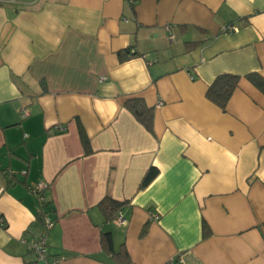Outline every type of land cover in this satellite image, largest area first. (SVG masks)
I'll return each instance as SVG.
<instances>
[{
  "label": "crops",
  "instance_id": "crops-1",
  "mask_svg": "<svg viewBox=\"0 0 264 264\" xmlns=\"http://www.w3.org/2000/svg\"><path fill=\"white\" fill-rule=\"evenodd\" d=\"M0 190V264H33L44 214L58 264H264V0H0Z\"/></svg>",
  "mask_w": 264,
  "mask_h": 264
},
{
  "label": "trees",
  "instance_id": "trees-1",
  "mask_svg": "<svg viewBox=\"0 0 264 264\" xmlns=\"http://www.w3.org/2000/svg\"><path fill=\"white\" fill-rule=\"evenodd\" d=\"M159 1V0H157ZM127 53V52H126ZM121 58H124L126 55L124 53L120 54ZM255 83L262 86L261 81L258 76H250ZM240 77L232 74H222L219 75L211 86L208 89L207 96L208 98L217 104L221 108H225L227 103L229 102L231 96L234 91L238 87ZM125 108L137 119V121L143 125L147 131L150 133L153 132V124H154V109L150 108L146 102L141 98L129 99L125 103ZM83 144L85 149L89 150V140L83 134ZM158 175V170L156 168H151L147 174L145 175L141 188L146 187L150 184L155 177ZM127 203L115 201L110 198L103 199L99 205L98 209L102 213L105 223L115 220L118 214L126 207ZM145 229V228H144ZM205 233H207L208 229L204 228ZM101 243L104 249L116 255H123L127 258L128 261L129 255L125 249V245L121 247L119 252H115L114 250V241L113 234L111 232H102L101 235Z\"/></svg>",
  "mask_w": 264,
  "mask_h": 264
},
{
  "label": "built area",
  "instance_id": "built-area-1",
  "mask_svg": "<svg viewBox=\"0 0 264 264\" xmlns=\"http://www.w3.org/2000/svg\"><path fill=\"white\" fill-rule=\"evenodd\" d=\"M224 32H232L234 31L233 27H225ZM21 115L23 117H27L28 111L22 110ZM23 175H26V172H23ZM11 178V177H10ZM12 179V178H11ZM48 189V185L41 182V183H35L30 186V190L33 192L35 196L38 197L39 201L44 205L45 204V198L44 193ZM3 190H0V194H2ZM44 221V234L40 236L37 239H33L31 241L23 240V243L27 245L29 251L34 255V262L33 264H58L59 260H55L53 262H50L49 260V252H48V232L53 228L54 222L48 218V215L44 214L43 217ZM152 219H157L155 215H152ZM116 222L120 226H125L126 221L123 218L122 214L119 213L116 217ZM172 264V263H171Z\"/></svg>",
  "mask_w": 264,
  "mask_h": 264
}]
</instances>
